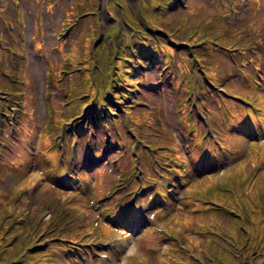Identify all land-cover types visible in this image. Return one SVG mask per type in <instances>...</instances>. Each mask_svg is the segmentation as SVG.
<instances>
[{"label": "rangeland", "instance_id": "1", "mask_svg": "<svg viewBox=\"0 0 264 264\" xmlns=\"http://www.w3.org/2000/svg\"><path fill=\"white\" fill-rule=\"evenodd\" d=\"M44 1L46 0H39L38 3H36L39 8H43ZM152 1H157V5L153 6L154 4L152 3ZM183 1L184 0H142V8H144L145 12L147 14H154V16L152 20H150V24H142V22H140L141 27L148 28L150 34L154 35V38L160 43L169 40L170 38H173V40L176 41H181L185 36L184 28V34L179 36L176 27L179 18H181L185 11H183L180 7H176L175 5L177 3L182 5ZM50 2L54 4L51 10L48 13H42V15L39 17V20H36L33 17H31L30 19V14L25 11L24 7L26 4V0H0V39L2 40L0 41V70L4 67L5 70L12 77L17 78L19 72L28 73L32 71V69L37 70L39 68V80L37 82V90L32 86L31 82L33 81L34 85L35 80H37L38 78H34L33 76H35V73L30 72L29 77L31 79V82L28 85V88L26 89L29 95L23 94L20 97V102L22 101V99H26V105L28 107V110L31 108L40 113L36 119V121L39 123L41 122L43 117V115H41V112L46 108H49L54 113L56 112V120L66 117L69 110L68 107L71 103L72 98L71 96H68L67 93H64L69 88V84H67L66 80L64 79H61L60 83L57 84L54 89L51 88V91H57L56 97L50 98L49 100L47 99L51 96L48 87H46V89L49 91V95L47 96V98L41 93L42 82L44 79V67L47 65L49 59L50 62H53V60H58L57 55L53 51H49L52 50L50 49V46L53 43L55 46L58 38L62 37V39H64L62 48L64 50H68V52L66 54L62 53L61 58L63 60L65 59L72 62L74 70V73L69 74L66 79H73V84L75 85H79L80 83L78 77L82 76V73L84 72L83 64L85 62L86 55H96V53L102 51L101 57H103L104 60L95 64L96 69L103 75V78L99 81H103L106 83V85L111 87L116 86L115 84L119 86L120 84L117 81H114V78L112 77L110 72V58L112 61H116V59L118 58V52L120 50L118 48V45L121 46L123 40L125 41V39H127L126 35H122L120 33V30L122 31V29L125 28L124 24L128 22L130 23L132 20H138V12L139 8H141V3L139 7L138 0H110V4L107 3V0H50ZM185 3L189 6L188 8L195 9L201 15H207L208 18L212 21L211 29L209 28L205 34V37L207 39L204 40L203 47H205L204 44L206 42H209V44H211V47L214 46V48H208L210 49V52L218 53L221 56L223 53V47L226 43H229L233 47L236 46L238 48L235 52V63H237L239 59L243 60L249 58L247 61L255 73L253 74L252 79V95L250 98L244 97L248 101L247 107H244L245 113L246 116H250V121L254 125L259 126V129L261 131H264V98L262 97L260 92L262 89L258 88V83L261 79L260 73L264 78V63L260 64L256 62L258 57L257 52L259 51L262 54L264 53V17L260 20H256L253 18L244 17L242 15H233L232 13H229L226 5H216L215 8H212L209 4V0H187ZM122 4L125 5L124 8L122 7ZM20 6L23 9L22 11L20 9ZM69 9L73 13L70 19V24L72 26L70 27L69 31H67L68 28L65 27L62 22L59 23L58 21L61 19L62 12L67 11ZM56 13L58 14L57 17L55 16ZM224 16H226V18H224ZM141 17L145 21H147L146 16L143 13H141ZM110 19H112V21ZM242 22L246 25L249 24L248 29L245 25H241L239 30L236 31V34L232 35L231 32L234 30V28ZM223 23L228 25L227 29H230L229 31H223L224 33H229L227 35L219 34L221 32L222 25H224ZM114 24L116 25V31L114 32V37L112 38L110 44V40L106 38V35L107 32L110 31L111 26H113ZM155 29L157 31H155ZM136 35L137 33L130 34V39H132L133 42L135 40ZM92 40H95L96 42H92L91 44L90 41ZM198 41H188L189 49L192 50L194 53H199V51L203 48L202 47L198 51V49L202 46L196 45V42ZM18 43H20L22 46H25L26 53L28 55H41L43 52H48L43 57H40L38 59H34L33 57H31V61L24 60L23 62H20L18 64V59L14 56H11L9 59H7L9 53H7L6 50L7 47L12 49L14 46H17ZM9 52H11L12 54L21 55L19 50L14 51L9 49ZM197 55L198 54H196L195 56ZM260 67L261 70H259ZM53 70H55V68ZM236 74L240 77L241 83L237 84V88L234 91V95L231 97L230 101L234 105H236V107L242 110L243 105L239 101V96L237 95V92L241 87H250L251 82L248 79L247 69H243L242 73L237 70ZM243 75H245L246 78L243 77ZM84 78H86V75L84 76ZM147 82L151 84L156 82V80L154 81L152 80V78H150V76H148ZM158 83L160 84V82ZM259 84L264 87V83ZM147 90L148 89H146V91ZM159 90L160 89L153 90V87H151L149 91L152 94H148L146 96L144 105L140 107L136 102L130 103L127 99L123 101V104L125 105L133 104L134 108L139 107L135 112L145 115V118L149 124V127H144L145 131H148L152 125H158L161 122L168 121L170 118L168 111L171 110V107L169 105L167 106V108L159 106L163 98V96L158 95ZM121 91L125 92L123 90ZM3 93L10 95L11 91L5 90ZM223 94V98L227 99L226 94ZM228 94H232V92H228L227 95ZM5 102L6 107L9 108L7 106V102L13 101L6 99ZM174 104L175 107H177L178 115L183 116L186 114V108L178 107L179 105H177L176 102ZM122 107L124 106H113L112 110H117V112L119 113L115 112V116H108V114L105 113L104 121L106 123L121 121L124 117L123 111H121ZM191 112V118H193L194 116L201 117L196 113L195 108L193 106H191ZM5 115V112L0 108V117ZM215 117L217 118V114L215 115ZM26 121L27 117L25 120V124ZM10 123V119L1 122V125L5 126V130L3 132L4 136L1 137L2 144H11L12 142H8V140H14L12 134H9ZM42 125L46 126V123L43 122ZM196 126L201 127V122L198 118L193 120V124L191 125V127ZM64 128H66V126ZM42 133L43 131L39 135L40 141L38 145L42 152H47V147L50 144L51 137L46 141L44 139V136H42ZM120 138L123 140L124 148L128 151V153L130 152L129 147L132 145H135L137 149L139 148L137 145L139 142H141V140H137L136 138L134 139L132 136H129L127 134H120ZM128 138H130V140ZM14 143L17 148V144L15 141ZM142 143L147 146H150V148L152 149L156 147L153 144L151 136L144 137ZM11 148L13 149L12 145ZM19 152L24 156L25 162H27L28 157H25V154L22 151ZM140 153L147 154L149 152L145 148H142ZM161 154L166 155L168 159H172L171 154ZM112 161L113 163L111 165L113 167H116L117 170L123 172L127 169V172L131 179L138 177L137 168L136 166L134 167L133 159L129 160L125 159L124 157L119 159L117 158V155H113L108 158V163ZM163 163H166V166H163ZM159 165L163 169H168L169 167V164L166 161L160 162ZM32 166L34 167V164ZM144 166L147 169L151 168L152 170L161 172V168L158 165L153 166L145 160ZM257 166L259 170H262L264 168V161H259L257 163ZM104 169L106 168H103L100 171H94L93 176H95L96 180L102 179L101 175ZM35 173L36 171H32L30 175L33 176ZM52 174V177L48 179L49 187L44 186L41 189L39 200H42L41 202L46 201V203L49 204L51 208H76L77 206H79L81 198L76 199L74 202H70V200L66 198L67 196L63 193L65 192L67 194L66 190L60 184V181L57 180V178L54 176V173ZM14 176L15 172H11L7 165L6 151L0 149L1 191H5L3 190L4 179H12ZM76 176L78 178L76 179L77 181H90V179L92 178V173L90 171H87L86 174H81L77 172ZM38 181L39 179H36L34 183L37 184ZM192 182L194 183L195 181L192 180ZM144 183H146V181H144ZM241 183L242 181L239 180L237 177H231L229 184H218L217 186H213L212 189H215L217 187L221 195H223L224 199L227 198V193H234L235 191L238 192V197H240ZM15 186L16 184L12 185V188H14V194L13 200L11 201L9 208H14V204L16 203L23 205H27L29 203L28 198H18L19 191L15 190ZM132 189L130 188L127 192H130ZM145 193L146 191L141 192L139 193V196H144ZM83 199L85 200V198ZM262 199L264 202V196L262 197ZM125 200L126 199H121L119 201V205L121 203H124ZM215 200H219V197H217ZM87 205L88 203L86 202L84 208H86ZM227 205H230V201L227 202ZM253 206L254 203L248 197H245V203L243 202V200L238 201L236 198L233 202V209H235V211L239 212L242 215L245 212V208H253ZM239 240H245V234L241 230ZM187 243L188 241L183 240L182 246L186 247ZM12 257L14 260H16L19 256L13 255ZM216 260L221 262L218 257L216 258ZM135 264L142 263L137 262ZM171 264L190 263L184 260H172Z\"/></svg>", "mask_w": 264, "mask_h": 264}, {"label": "bare ground", "instance_id": "2", "mask_svg": "<svg viewBox=\"0 0 264 264\" xmlns=\"http://www.w3.org/2000/svg\"><path fill=\"white\" fill-rule=\"evenodd\" d=\"M34 78H38V76H33Z\"/></svg>", "mask_w": 264, "mask_h": 264}]
</instances>
